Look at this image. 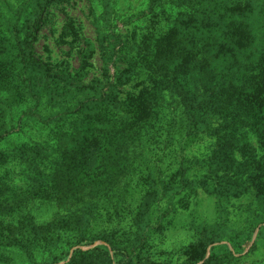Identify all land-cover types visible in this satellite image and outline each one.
Here are the masks:
<instances>
[{
	"label": "trees",
	"instance_id": "trees-1",
	"mask_svg": "<svg viewBox=\"0 0 264 264\" xmlns=\"http://www.w3.org/2000/svg\"><path fill=\"white\" fill-rule=\"evenodd\" d=\"M96 1L101 7L100 27L109 26V18L104 17H110L111 0ZM262 1L169 0L181 9L168 29L144 43L145 52L139 56L144 65L131 58L129 70L124 72L129 74L126 79L121 74L108 89L97 84L91 88L94 98L88 100L82 92L87 89L75 88L81 82L79 73L60 75L58 72L65 71L42 64L33 51V42L47 24L48 10L62 0H0V45L12 41L14 49L13 54H5L0 47V145L13 139V134L29 132L27 141L0 147V215L11 206L24 207L40 198L72 201L79 207L69 216L43 224L35 223L31 217L16 225L0 220L2 263H32L37 255H46L52 264H152L140 263L129 255L126 234L96 233L93 225L101 214L97 204L141 174L140 161L152 165L151 158L142 151L151 148L155 155L162 151L153 145L146 147L145 136L162 134L165 119H161L159 101L166 90L174 87L183 93L182 129L187 138L216 136L218 145L212 154L224 155L219 166L230 171L241 169L250 178L248 187L245 182L239 183L235 175L223 176L230 186L227 197L252 192L264 199V155L259 157L246 137L258 136L264 143ZM164 3L165 0H149L148 11ZM258 15L255 26L250 21ZM64 32L70 34L67 28ZM88 47L82 50L76 72H82L85 59L90 57ZM169 65L174 66L173 76L165 73ZM141 66L150 72L148 80L143 79ZM179 77L188 79L190 88L175 83ZM136 87H140L137 92H124ZM69 88L83 96L68 99L63 89ZM25 104L27 109L14 125V114ZM90 111L95 112L93 116L88 115ZM150 129L153 131L148 132ZM239 150L250 156L249 163L230 159ZM164 180L161 173L141 175L145 195L138 204L136 219L139 213L157 218L150 208L165 198L166 189L150 185L151 191L147 185ZM220 180L219 177L216 182ZM148 193L155 198L143 212V199ZM156 209L160 213V205ZM104 211L108 212L107 207ZM196 229L203 236L187 252L190 264H233L234 255L239 256L245 249V231L236 232L230 221L213 224L207 217ZM98 241L104 245H94ZM63 247L69 248L65 257L55 260Z\"/></svg>",
	"mask_w": 264,
	"mask_h": 264
},
{
	"label": "rangeland",
	"instance_id": "rangeland-1",
	"mask_svg": "<svg viewBox=\"0 0 264 264\" xmlns=\"http://www.w3.org/2000/svg\"><path fill=\"white\" fill-rule=\"evenodd\" d=\"M38 2L45 3L47 0H38ZM148 4L149 0H111L110 17L109 14L104 17L109 18L110 23L109 26L103 27L99 25L101 7L97 5L96 0H62L58 6L50 8V5L47 12V24L32 44L35 57L42 64L47 63L58 71H65L58 72L60 75L74 76L79 73L81 82L75 85V88L87 89L82 92L86 94L88 100L93 99L94 93H91V88L97 84L108 89L110 82L113 83L119 79L121 74L125 79L127 78L129 74L124 72H128L131 58L143 64L139 56L145 52L144 43L168 29L171 20L181 9L172 5L169 0H165L164 4L152 8L151 11H148ZM244 4L242 1L241 5ZM33 5L35 6V3ZM260 7L263 8L264 4ZM259 18L260 15L253 17L250 23L258 25L254 21ZM64 28L69 29V35H65ZM87 45L90 57L85 59L86 64L82 67V72H76L83 58L82 50L86 49ZM0 47L5 54H13L12 41L3 42ZM173 67L169 65L165 73L173 76L175 73L172 72ZM140 71L145 74L143 79L148 80L150 72L142 66ZM66 80L69 83L68 77ZM186 80L188 79L179 77L175 79V83L190 88ZM68 83L65 82V85ZM172 83L174 84V81ZM59 87L60 81L55 86V92ZM139 89L140 87L132 90L125 89L124 92H137ZM63 92L70 100L83 96L81 92H72L70 88L63 89ZM181 97L183 93L175 87L166 90L161 96L159 111H161V119L163 120V116L165 119L163 132L162 134L153 132L154 135L145 136V143L146 147L153 145L156 148H162V151L157 155L151 151V148H146L148 151H142V155L145 153L148 159L151 158L152 165H147L146 160L140 161L141 168H139L142 173L136 174L132 181L121 184L110 198L107 196L97 204V210L101 214L97 216L93 230L96 233L116 231L119 234H126L129 237L127 252L140 263L190 264L187 252L200 238L202 240L203 236V232L196 229L197 225L207 217L213 224L230 221L233 230L245 231L242 243L245 249L239 256L234 255L233 264H264V199L257 198L252 192L238 195L236 198L235 196L227 197L230 186L225 184L223 176L235 175L239 178V183L245 182L248 187H250V178H247V174L241 169L230 171L219 166L224 155L221 153L214 157L212 154L218 145L216 136L187 138V133L182 129ZM76 103L77 101L73 102V104ZM27 107L28 105L25 104L17 109L12 119L14 125L18 124L21 112ZM94 113L90 111L88 115L93 116ZM150 131L153 130L150 129L148 132ZM26 133L29 132L13 134V139L1 144L0 147H11L13 144L27 141ZM246 137L249 142L251 140L250 144L255 148L256 154L259 157L263 156L262 139L253 135L249 137L246 135ZM229 157L241 164L249 163L250 159V156L242 150L235 151ZM155 168H159V171ZM149 172L151 176H158L161 173L165 177L164 181L147 185V188L152 185L161 191L166 189L163 192L165 198L150 208L153 214H157V218H148L147 214L144 213L141 216L142 214L139 213L136 219L138 204L142 195H145L141 190L140 177ZM219 177L221 180L218 184L216 181ZM191 181L195 184L190 183ZM150 190L152 191L153 188ZM215 193H219V196ZM154 198L151 193H148L146 199H143L141 208L143 212ZM219 199L221 201L218 202ZM157 205H160V213L156 209ZM11 207V210L0 215V220L5 224L16 225L17 221L26 217H31L35 223L43 224L59 217L69 216L77 212L79 208L72 201L61 202L58 199L54 201V199L43 198L31 201L24 207L23 205ZM104 207H107V213ZM133 224H136L135 228ZM223 243L225 242L220 244ZM94 245H104V243L98 241ZM92 246L80 247V249L86 250ZM68 250L69 248L63 247L55 260L65 257ZM52 263L51 260L47 261L46 255H37L32 263L11 264ZM0 264L4 263L0 260Z\"/></svg>",
	"mask_w": 264,
	"mask_h": 264
}]
</instances>
